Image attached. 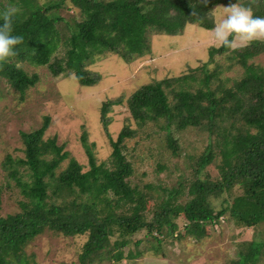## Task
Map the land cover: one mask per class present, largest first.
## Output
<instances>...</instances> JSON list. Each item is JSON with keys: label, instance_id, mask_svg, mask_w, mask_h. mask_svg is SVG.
Here are the masks:
<instances>
[{"label": "trees", "instance_id": "16d2710c", "mask_svg": "<svg viewBox=\"0 0 264 264\" xmlns=\"http://www.w3.org/2000/svg\"><path fill=\"white\" fill-rule=\"evenodd\" d=\"M77 11L71 20L60 13L64 0L38 5L26 15L13 20V34L23 41L16 54L0 62V77L22 90L33 86L38 76L28 75L16 67L17 61L46 65L54 76L64 70L73 73L81 85H93L100 78L87 68L97 55L113 52L132 59L149 51L151 33L179 34L187 23L206 29L214 27L213 9L235 0H69ZM252 9L253 15L264 16V0H239ZM71 21V22H70ZM229 39H233L229 37ZM264 52V41L236 46H210L208 60L193 68L191 73L170 79L146 83L128 99L131 117L139 126L151 122L157 128V144L163 142L173 154L181 151L176 132L197 127L211 137L206 150L189 156L190 175L179 186L167 188L134 180V167L124 152L122 141L132 130L123 127L117 139L111 141L110 166L97 162L89 153L90 167L79 171L73 158L55 174L59 159L68 152L55 137L43 138L46 124L29 132H20L24 141V157H7L5 166L16 181L24 200L20 211L0 217V264H20L22 243L44 228L67 235L88 232L80 264H88L91 255L103 249L114 224L121 234L132 236L141 230L153 235L171 218L183 214L187 234L200 236L199 227L212 223L227 206L214 211L210 197L219 196L233 185L243 193L229 206L230 215L244 225L264 221V67L252 59ZM242 67L239 79H220L222 68L209 62L216 55ZM192 71L194 73H192ZM199 71L200 84L191 89H179L175 84ZM118 100L102 103L105 117L108 108ZM119 102V101H118ZM106 123V120L103 121ZM162 144V145H163ZM51 151L56 156L45 161L42 155ZM218 162H215L216 159ZM214 161V162H213ZM215 163L217 176L199 173ZM19 167L24 168L21 173ZM166 168L157 163V170ZM49 178H55L52 183ZM62 192L56 203L44 205L48 186ZM156 204L152 216L147 214V198ZM68 198V199H66ZM66 199V200H65ZM105 203L104 215L97 204ZM242 204L246 207L242 208ZM119 210V211H118ZM122 245L128 241H122ZM237 258L231 264H260L264 242L250 240L242 243ZM121 256L119 251L115 257ZM16 258V261H15Z\"/></svg>", "mask_w": 264, "mask_h": 264}, {"label": "rangeland", "instance_id": "374dc122", "mask_svg": "<svg viewBox=\"0 0 264 264\" xmlns=\"http://www.w3.org/2000/svg\"><path fill=\"white\" fill-rule=\"evenodd\" d=\"M53 1L0 0V10L14 4L20 9L17 16H23L34 7ZM70 5L69 0H64L60 13L72 21L77 11L71 9ZM223 6L226 5L213 9L214 25L222 18ZM212 29L187 23L179 34L151 33L149 51L129 60L113 52L97 55L87 68L99 74L100 78L89 86L79 84L68 70L54 76L46 65L28 60L17 61L16 67L28 75H37L38 80L33 86L22 90L0 77V217L19 212V201L24 200L19 186L9 175L10 168L5 166L7 157L23 158L25 145L20 132L32 131L43 124L46 126L42 137H55L63 150L68 152L67 157L59 159L54 171L56 175L65 169L70 157L79 166V171H86L90 167L89 153L98 163L103 161L110 166L111 141L117 139L123 127H129L132 133L123 139L122 144L126 158L133 164L135 181L160 184L167 188L177 187L186 181L191 172L189 156L206 150L211 141L209 133L200 132L197 127L176 132L182 149L173 154L164 148L163 142L156 143L160 133L157 134L153 123L139 126L131 117L128 99L146 83L191 73L193 68L207 61L208 48L219 45ZM249 42L235 38L233 47ZM214 60L216 62L208 63V68L213 69L218 62L222 68L220 79L228 77V83H233V80L240 78L242 67L228 59L226 53L216 55ZM252 61L264 67V52ZM198 76L199 71L193 75V79L188 77L178 81L175 86L192 90L200 84ZM109 99L119 102L112 104L102 118L100 107ZM55 156L49 150L42 155L45 161H51ZM214 161L218 162L217 157ZM162 162L166 168L158 171L157 163ZM19 170L24 172L23 167H19ZM206 173L211 179L217 176L215 163L207 165L199 175L204 177ZM54 179L49 178V182L52 183ZM242 193L243 188L237 184L219 196H211L214 211L228 208L214 222L201 224L198 237L186 233L183 214L172 217L171 224L162 226L153 235L141 230L130 237L121 234L113 224L106 246L93 253L88 264H231L237 258V251L244 248L243 242H264V221L244 225L230 215V204ZM62 194L55 191L52 185L48 186L44 205L60 201ZM154 204L156 202L148 197L146 209L149 217L153 214ZM241 206L246 207L244 204ZM97 208L99 215H104L105 203L99 201ZM87 235L88 232L67 235L46 227L22 243L18 262L80 264L79 255ZM126 240L128 243L122 245L121 242ZM119 251L121 256L116 258ZM260 258V264H264V254Z\"/></svg>", "mask_w": 264, "mask_h": 264}, {"label": "clouds", "instance_id": "9594fccd", "mask_svg": "<svg viewBox=\"0 0 264 264\" xmlns=\"http://www.w3.org/2000/svg\"><path fill=\"white\" fill-rule=\"evenodd\" d=\"M19 12L20 9L14 4L0 10V62L15 56L16 46L24 42L21 35L13 34V20ZM212 31L219 45L229 48L233 47L235 38L261 40L264 39V16L253 15L250 7L235 0L223 6L222 18Z\"/></svg>", "mask_w": 264, "mask_h": 264}]
</instances>
